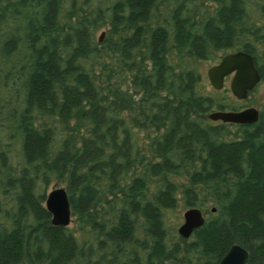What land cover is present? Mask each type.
Returning a JSON list of instances; mask_svg holds the SVG:
<instances>
[{"label":"rangeland","instance_id":"obj_1","mask_svg":"<svg viewBox=\"0 0 264 264\" xmlns=\"http://www.w3.org/2000/svg\"><path fill=\"white\" fill-rule=\"evenodd\" d=\"M99 1L26 0L24 9L15 15L20 26L0 43V75L11 90L45 52L67 46L62 51L65 63L56 67L45 100L36 98L30 106L38 111L54 99L65 98L62 116L38 114L33 123L35 128H46L54 147L35 160L38 170L32 167L30 173L23 170L20 174L26 133L0 160V219L7 220L1 233H17L32 223L33 212L45 206L47 193L63 187L71 217L57 229L72 256L59 263L61 253L54 251L49 234L37 232L29 245L27 238L21 240L24 264H94L104 257L107 261L99 264H217L228 243L245 247V264H261L264 260H257V255L264 245V232L257 238L246 232L226 234L236 227V196L253 170L248 152L221 168L212 158L220 146L212 148L204 162L174 158L169 146L178 132L175 114L169 109L189 99L192 86L198 83L204 94L216 100L253 106L263 114L255 129L240 132L230 125L223 145L249 140L256 147L264 145V0H142L141 9L133 8V0H116L110 11L102 9ZM85 38L91 47L76 56L69 46ZM239 50L253 54L263 71L257 87L241 101L230 90L231 76L220 90L207 77L210 66ZM99 62H106L107 68ZM121 93L138 101L136 108L126 103L122 112L133 147L130 150L119 143L114 170L92 180L86 188L91 191L88 204L74 207L81 194L79 182H89L90 174L86 177L85 162H69L63 154L65 138L75 134L72 116L89 101ZM148 95L158 97L153 101ZM12 104L13 99L7 98L0 110ZM167 114L171 118L165 119ZM196 118L203 123L219 122L207 114ZM126 160L130 163L127 174L121 176L123 190H109L106 181ZM259 164L255 176L261 172L264 177V161ZM27 176L30 182L20 194L18 178ZM165 181L171 184L167 191L162 187ZM189 208L201 210L204 222L182 237L178 228ZM258 219L264 225V216ZM164 229L171 232V238L162 237ZM208 229L223 231V243L207 245L204 231ZM158 245H162L160 254L154 252Z\"/></svg>","mask_w":264,"mask_h":264},{"label":"trees","instance_id":"obj_2","mask_svg":"<svg viewBox=\"0 0 264 264\" xmlns=\"http://www.w3.org/2000/svg\"><path fill=\"white\" fill-rule=\"evenodd\" d=\"M133 1L134 9H141L144 4L142 0ZM99 2L102 9L106 8L109 11L116 4V0H100ZM25 3L26 0H0V43L7 40L20 26L21 20L19 21L15 15L16 12L24 9ZM98 9L100 10V8ZM74 45V47L69 46V48L71 47L76 56L84 55L87 46L91 47L90 41L86 40V38L74 40ZM66 47L64 45L58 52H45L38 60L33 62L26 77L15 85L12 90L2 81L0 75V105L7 98L13 99L11 106L0 110V160L6 156L24 134L28 133L26 148L20 153L23 164L20 174H22L23 170L29 173L30 169L34 170L33 168H35V170H38L37 164L34 163L35 160L44 156L55 145L52 135L48 133L46 128H35L33 123L38 114L45 115L48 118L55 115L62 116L65 98L63 100L54 99L39 108L38 111H33L30 106L36 101V98L40 97L41 101L45 100L44 97L48 95L50 79L53 77L56 67L65 63L62 51L65 53ZM99 64H101L103 69L107 68L106 62H99ZM191 93L192 95L189 99L183 102L177 101L169 109L170 113L175 114L173 123L177 127L178 132L175 139L171 142L172 146H169L170 151L176 159L204 162L212 148L220 146L218 152L212 153V158L215 159L218 168H221L224 163L230 164V162L241 160L243 158L242 154L247 151L249 167L253 170L249 173L250 178L247 183L241 186V190L236 196V206L233 209V217L237 220L236 227L231 231H227L226 234H228L227 236L230 234L231 236H239L246 232L253 238L262 237L264 225L259 222L258 217L264 216V177L261 172L258 176H255V165L257 162L258 166H260L259 162L261 160L264 161V145L256 147L257 144L251 140L246 144L223 145L225 143L223 141L224 137L230 131L228 124L203 123L196 118V115L204 116L209 109L232 108L235 107V104L225 103L216 100L213 96L204 94L203 87L198 86V83L192 86ZM157 97V95H148L147 99L154 101ZM126 103L129 106L134 105L135 108L138 105V101L136 102L130 99L127 94L121 93L117 96H104L99 100L89 101L88 104L83 105L74 112L72 119L74 120L73 132L75 134L65 138L63 154L69 162H85L86 177L87 174H90L89 178L87 177L89 182H79L80 185L77 190L81 194L79 195V202L74 207L81 208L88 204L91 191H86V188L91 184L92 180H99L102 175L107 176L109 172L114 170L115 152L118 151L119 145L122 144L124 147L126 144L128 149H132V135L127 120L122 114ZM171 116L172 114L170 116L167 114L165 119L171 118ZM249 127L255 129L256 124L243 127L242 130H246ZM80 132H82L81 135H79ZM76 133L79 135L78 139ZM129 163L126 160L123 164H120V170L118 172L115 170L109 181H106L105 186L109 190H123L120 186V180L124 173L127 174ZM62 175L63 172L59 174V176ZM18 182L20 194H22L24 187L30 180L28 176L19 177ZM170 185L169 181L162 183V187L166 191L170 189ZM31 221L32 223L23 225L17 233L2 234L3 225H5L4 223L7 220L0 219V264H24L25 260H21V240L23 237L27 238V244L29 245L37 238V232L49 234L54 251L61 253L58 262H65L71 251L70 246L66 247L67 240L65 237L62 239L59 236L57 227L61 228L62 226H55L51 223V214L42 205L35 209ZM204 232L207 233V245L219 246L223 243L224 232L220 229H208ZM162 234H164L162 237L165 239L172 236L171 232L165 229L162 230ZM229 246L230 243L225 246L220 258ZM261 249L262 251L257 255V260L259 261L264 260V245H262ZM154 252L160 254L162 245L156 246ZM71 256L72 254L69 257ZM105 258L98 260L97 263L94 262V264H99L100 261H107ZM261 264H264V261Z\"/></svg>","mask_w":264,"mask_h":264},{"label":"water","instance_id":"obj_3","mask_svg":"<svg viewBox=\"0 0 264 264\" xmlns=\"http://www.w3.org/2000/svg\"><path fill=\"white\" fill-rule=\"evenodd\" d=\"M230 74H232L231 92L239 99L244 98L247 91L252 89L259 80V74L252 56L243 50L224 55L218 63L210 66L207 70L210 84L216 90L223 87L224 78ZM208 116L214 121L247 124L256 120L257 110L254 107L240 111L214 110ZM45 208L51 214L53 225L65 226L69 223L71 217L70 203L63 187H55L47 193ZM183 219V223L178 228V233L182 237H188L204 222L201 210L197 208L187 209L183 214ZM247 257L248 252L244 247L233 244L218 260L217 264H245Z\"/></svg>","mask_w":264,"mask_h":264},{"label":"flooded vegetation","instance_id":"obj_4","mask_svg":"<svg viewBox=\"0 0 264 264\" xmlns=\"http://www.w3.org/2000/svg\"><path fill=\"white\" fill-rule=\"evenodd\" d=\"M262 12L264 13V7L262 8ZM250 55L252 56V58H253V62H254V65H255V67H256V69H257V71H258V74H259V80H258V82L256 83V85H255L252 89H250V90L247 91V94H246V96H245L244 98L239 99V98L236 97L237 101H241V100L246 99V98L248 97V95H249V94H250V93H251V92L257 87V85L259 84V82H260L261 79L263 78V71H262V68L258 65V61H257L256 57H254L253 54H250ZM230 76H231V78H232V74H230V75H228V76H226V77L224 78V82H225V79L228 78V77H230ZM230 80H231V79H230ZM223 86H224V84H223ZM222 88H223V87H222ZM222 88H221V89H222ZM219 90H220V89H219ZM230 90H231V89H230ZM248 107H253V106H246V105H243V104L237 102V103H235V107H232V108H224V109H213V108H212V109H209V110L206 112V114H207V116H208V114H209L211 111H214V110H233V111H240V110H243V109L248 108ZM254 108H255V107H254ZM255 109L257 110V118H256V120H255L254 122H252V123L240 124V123L222 122V121H220V120H217V121H219L217 124L221 123V124H228V126L232 125V126H234L235 128H237V129L241 132L242 129H243V127H246V126H253V125H255V124L257 123L258 119L260 118V116L263 115L261 111H259L257 108H255ZM208 118H209V116H208ZM209 119H210V118H209Z\"/></svg>","mask_w":264,"mask_h":264}]
</instances>
